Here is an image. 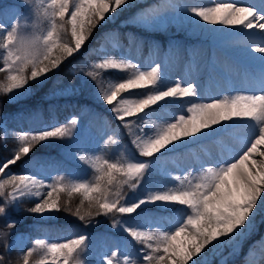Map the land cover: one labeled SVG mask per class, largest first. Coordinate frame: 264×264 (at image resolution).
I'll use <instances>...</instances> for the list:
<instances>
[{
  "label": "snow or ice",
  "instance_id": "snow-or-ice-1",
  "mask_svg": "<svg viewBox=\"0 0 264 264\" xmlns=\"http://www.w3.org/2000/svg\"><path fill=\"white\" fill-rule=\"evenodd\" d=\"M23 2L31 17L0 24V73L4 74L0 94L10 103L79 53L95 29L135 6L134 0ZM134 22L159 30L169 24L190 25L191 30L213 40L259 37V44L247 43L243 49L247 62L258 67V75L246 83L247 91L202 98L195 82L177 79L170 84L159 63L145 69L125 54L91 62L85 75L93 82L95 95L119 121L113 133L123 128L135 153L145 159L125 156L123 151L120 158L110 159L78 148V159L93 176L58 175L48 182L36 175L14 173L11 167L22 158H30L43 142L72 139L78 117L39 131L17 133L10 156L0 158V218L5 220L0 228V264H12L8 257L14 242L9 240L11 231L5 229H13L17 221L11 219L9 209L19 211L25 200L32 201L25 210L41 220H51L63 211L87 227L98 223L96 217H112L111 227L121 229L140 246L136 249L138 259L123 255V264H210V253L228 247L230 255H235L254 231L257 216L264 212V0H212L210 5L161 0L137 14ZM231 71V66H223L225 76ZM170 106H178L179 112H172L170 118L157 114ZM236 127L250 130L242 153L201 163L195 172L190 169L183 176L172 177L171 186L152 187L146 182L153 158ZM108 141L119 144L121 138L110 135L105 144ZM77 195L79 203L73 209L72 200ZM153 212L169 213L172 223L164 226L163 217ZM120 217L138 222L131 224ZM88 240L86 233L62 242L35 238L32 247L19 251L18 264H90ZM256 244L264 250V238ZM254 254L250 250L249 255ZM119 255V249L112 251L98 264H119ZM245 264H250L247 257Z\"/></svg>",
  "mask_w": 264,
  "mask_h": 264
},
{
  "label": "trees",
  "instance_id": "trees-1",
  "mask_svg": "<svg viewBox=\"0 0 264 264\" xmlns=\"http://www.w3.org/2000/svg\"><path fill=\"white\" fill-rule=\"evenodd\" d=\"M160 1L134 0L135 6L119 12L114 19L95 29L79 53L63 62L60 68L50 73L48 79L41 84H32L30 91L19 100L10 103L6 95L0 94V120L4 122V130L0 131V158L10 156L9 149L15 146L17 133L39 131L46 127L50 128L54 125L66 123L73 116L78 117V124L72 139H53L41 143L30 154V158H22L21 162L11 167L14 173H28L36 175L38 178L43 175L48 182L58 175H65L66 178H90L93 173L78 159L76 154L78 148L88 152L102 153L110 159L120 158L122 151L125 156L136 155L138 159H145L138 157L135 153L129 138L124 135L123 128H120L115 134L113 133V129L116 128L119 121L113 117L108 110V106L95 95L96 88L85 75V72L90 70L91 62L104 56L118 57L121 54L129 56L134 62H138L146 69V54L149 43L153 42L165 48L173 41L180 40L183 44L182 59L186 60L189 57L188 49L192 43L212 39L206 34L191 30L190 25L169 24L165 30H159L145 29L134 22V17L137 14L150 6L158 5ZM5 4L10 7L14 5L22 17H31L30 10L23 0H0V24L5 25L2 19L6 20L7 18V12L3 7ZM114 45L116 46L114 47ZM101 47L103 50H101ZM0 66H2V62H0ZM3 76L4 74L0 73V80L3 79ZM161 110H158V115ZM145 128L147 130V126ZM226 132L228 130L217 132L209 138L219 142ZM110 135H113L114 139L120 137L121 142L113 144L108 141L105 144ZM205 138L189 146L196 151L197 146ZM69 146L73 147L70 148ZM184 149L185 147L178 149L175 152L176 156L179 157ZM166 158L165 154L150 161L151 167L146 176V182L149 186H171L174 183L172 177L180 175L179 170L167 166ZM50 165L54 166L51 171L42 172L40 170L41 166ZM198 169L199 167H196L195 171ZM139 194L143 195V190H140ZM79 199L78 195L73 198V209L79 203ZM31 206L32 201L25 200L20 205L19 211L9 209L11 219L17 221V223L13 229H5L11 231L12 234L16 231H26L27 243L25 247L21 248L24 251L32 247L34 239L40 236H54L64 240L84 233L96 235L101 233L105 226L111 225L112 222V217L99 216L95 218L98 223L85 227L84 222L79 221L70 213L62 211L51 220L36 218V226H33L31 224V214L25 210ZM151 207L149 206V208ZM152 215L163 217L161 223L164 226H168L173 221V217L167 212H153ZM120 218L127 219L131 224L138 222L130 217ZM258 218H262L261 231L258 233V236H260V233L264 231V216L262 213L256 219ZM4 223L5 220L0 218V228L4 227ZM124 235L126 238L128 237L126 233ZM127 239L135 249L140 247L132 242L130 237ZM21 249L15 250L13 248L10 257H8L12 260V264H18ZM230 249L225 247L215 254H210L208 256L210 264H241L226 259ZM2 251L3 247L0 246V252ZM238 254L237 250L234 256Z\"/></svg>",
  "mask_w": 264,
  "mask_h": 264
},
{
  "label": "rangeland",
  "instance_id": "rangeland-1",
  "mask_svg": "<svg viewBox=\"0 0 264 264\" xmlns=\"http://www.w3.org/2000/svg\"><path fill=\"white\" fill-rule=\"evenodd\" d=\"M186 2L189 4L210 5L212 0H186ZM239 2L249 3L252 0H239ZM3 7L7 12L6 20L2 19L5 25L15 23L17 19L23 22L24 17L21 16L14 5L10 7L5 4ZM224 38L226 37L218 40H213L212 38L209 41H196L192 43L189 46V57L186 60L182 59L183 44L180 40L173 41L165 48H162L156 42L149 43L146 54V69L157 63L161 64L162 69L168 73L170 84L174 83L177 79H180L183 83L195 82L199 85L202 98L220 96L234 91H247L248 89L245 85L258 75V68L253 65L240 67L229 58L244 60V55L238 54V50L244 49L248 42L243 41L241 36H233L230 38L238 40L237 46H225L226 41ZM219 46L222 47V52H218L217 48ZM205 56H209V58L205 59ZM225 64L231 66L232 69L231 74L228 76H225L223 72V66ZM172 112H179L178 106H170L162 109L159 116L170 118ZM2 130H4V122L0 120V131ZM249 131L246 127L230 128L219 142L205 138L197 146L196 151L191 146H187L179 157L176 156L175 152L167 153V166L179 170L180 175L183 176L190 169L195 172V168L199 167L201 163L208 164L218 160L230 159L234 154L242 153L245 147V141L249 139ZM53 168L54 166L52 165L41 166L40 170L42 172H49ZM39 178L45 179L43 175ZM261 213L264 216V212ZM31 218V224L36 226L35 219L38 217L31 214ZM261 227L262 218H258L256 219L254 231L242 242L241 247L238 249L239 254L237 256L230 255L232 251L230 249L226 259L245 264L247 257L250 264H264V258L262 256L258 260L257 256L249 255L250 250L253 252L256 251L255 249L258 246L256 242L264 238V231L258 236ZM88 237V246L91 252V255L88 257L90 264H98L102 256L110 255L112 251H116L117 249L122 253V255L116 258L119 264H123V255H129L133 259H138L135 247L124 236V232L121 229H113L111 225H107L101 233L96 235L88 234ZM259 237L261 238L258 239ZM27 238L26 231H16L9 237V240L14 242V249L19 250L25 247ZM39 238H47L50 242L63 241L62 238H56L54 236H40ZM262 254L264 255V252Z\"/></svg>",
  "mask_w": 264,
  "mask_h": 264
},
{
  "label": "bare ground",
  "instance_id": "bare-ground-1",
  "mask_svg": "<svg viewBox=\"0 0 264 264\" xmlns=\"http://www.w3.org/2000/svg\"><path fill=\"white\" fill-rule=\"evenodd\" d=\"M239 36V35H238ZM242 37V39H243V41H245V42H248V43H251L253 46H255V45H257V44H259L261 41H260V39H259V37H256V38H254V39H252V40H248V38L247 37H244V36H241ZM224 40L226 41V45L225 46H231V45H236L237 43H238V40H236V39H234V38H230V37H226V38H224ZM237 46V45H236ZM238 48V47H237ZM217 50H218V52H222V47L221 46H219V48H217ZM241 54V55H243V48L241 49V50H238V54ZM245 57V56H244ZM243 57V58H244ZM227 58H229V56H227ZM230 60H232L233 62H235L236 64H238L240 67H242V66H249V65H253V66H255V67H257L256 65H254V64H249L248 62H247V60H246V58L244 59V60H234L233 58H229ZM258 68V67H257ZM256 69V68H255ZM235 74V73H234ZM240 75V74H239ZM99 126V125H98ZM109 127V126H108ZM125 131V130H124ZM209 138V137H208ZM85 145H86V143H85ZM102 146V145H101ZM168 161V160H167ZM170 173H171V171H170ZM93 175V174H92ZM88 176V175H87ZM164 176V175H163ZM171 176V175H170ZM168 177H169V175H168ZM157 178V177H156ZM165 184V183H164ZM159 185V184H158ZM161 185V184H160ZM124 218V217H123ZM129 222V221H128ZM69 234V233H68ZM67 234V235H68ZM125 236V235H124ZM128 238V237H127ZM256 251L254 252L255 254H254V257L255 256H257L258 255V253L260 252V250H261V247H256V249H255Z\"/></svg>",
  "mask_w": 264,
  "mask_h": 264
}]
</instances>
